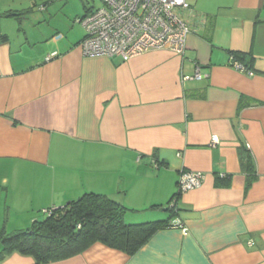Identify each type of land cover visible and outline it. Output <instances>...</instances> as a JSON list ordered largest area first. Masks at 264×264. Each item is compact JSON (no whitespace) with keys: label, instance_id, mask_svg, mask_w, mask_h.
I'll return each mask as SVG.
<instances>
[{"label":"crops","instance_id":"1","mask_svg":"<svg viewBox=\"0 0 264 264\" xmlns=\"http://www.w3.org/2000/svg\"><path fill=\"white\" fill-rule=\"evenodd\" d=\"M187 2L183 56L123 61L84 55L83 28L61 31L48 0H0V230L84 192L123 204L128 223L165 219L180 170L204 174L170 215L185 233L170 225L133 254L94 242L44 264H264V0ZM236 50L253 74L233 66ZM196 65L206 76L182 81ZM240 146L257 174L246 192ZM0 264L36 263L13 251Z\"/></svg>","mask_w":264,"mask_h":264},{"label":"trees","instance_id":"2","mask_svg":"<svg viewBox=\"0 0 264 264\" xmlns=\"http://www.w3.org/2000/svg\"><path fill=\"white\" fill-rule=\"evenodd\" d=\"M248 54L247 51H231L233 59L246 70L251 69L245 62ZM238 156L246 192L257 179L254 160L243 146L239 147ZM179 195L178 190L174 192L163 207L171 213L167 218L128 223L124 220L128 208L123 204L105 194L84 192L62 206L46 209L45 216L36 218L27 228L9 234L0 230V257L17 251L31 255L36 264H44L80 253L94 242L133 254L156 231L174 226L175 220L171 221L170 215L173 218L178 212ZM172 199H175L173 207L170 206Z\"/></svg>","mask_w":264,"mask_h":264},{"label":"built area","instance_id":"3","mask_svg":"<svg viewBox=\"0 0 264 264\" xmlns=\"http://www.w3.org/2000/svg\"><path fill=\"white\" fill-rule=\"evenodd\" d=\"M99 1L97 8L76 18L84 30V36L79 43L84 55L117 56L125 61L158 49H168L181 56L185 53L186 38L190 33V24L184 16L185 11L190 8L187 0ZM230 58L236 69L253 74L234 60L232 55ZM204 76L206 74L201 73V67L196 65L192 75H183L181 79L185 81ZM217 141V136L212 135L210 144L215 145ZM203 179L204 174L201 171L182 169L177 180L178 191L181 194L200 187ZM174 202L175 199H172L171 207ZM43 212L48 211L43 209ZM173 223L183 233L186 232L178 218Z\"/></svg>","mask_w":264,"mask_h":264},{"label":"rangeland","instance_id":"4","mask_svg":"<svg viewBox=\"0 0 264 264\" xmlns=\"http://www.w3.org/2000/svg\"><path fill=\"white\" fill-rule=\"evenodd\" d=\"M99 5V0H48V19L51 16L52 21L59 26L61 31L76 36L78 35L77 30H81L79 23L75 22L76 16H82L85 12L88 13ZM44 216L43 210L40 211L39 218H43ZM4 230L8 234L16 231L10 226Z\"/></svg>","mask_w":264,"mask_h":264}]
</instances>
